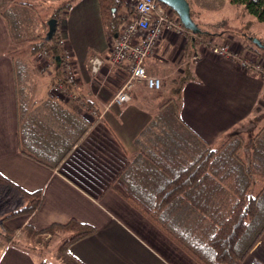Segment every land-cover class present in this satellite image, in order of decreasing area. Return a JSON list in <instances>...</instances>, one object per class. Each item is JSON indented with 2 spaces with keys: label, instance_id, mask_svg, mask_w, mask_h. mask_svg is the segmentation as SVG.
<instances>
[{
  "label": "crops",
  "instance_id": "obj_1",
  "mask_svg": "<svg viewBox=\"0 0 264 264\" xmlns=\"http://www.w3.org/2000/svg\"><path fill=\"white\" fill-rule=\"evenodd\" d=\"M194 1L199 13L202 0ZM223 9H238L242 27H253L252 17L240 7ZM223 33L210 34L225 43L229 37ZM244 34L236 47L231 46L240 60L218 58L203 50L200 60L190 63L188 38L165 33L146 61L149 72L162 79L161 92L135 84L130 102L119 106L110 100L127 70L109 61L110 38L99 0H72L69 10L61 14L60 36L75 79L72 98L51 95L60 80L55 68L44 80L34 82L23 66V90L16 88L14 62L7 54L10 38L0 16V174L28 193L43 195L40 208L11 227L20 245L2 250L0 264H39V258L26 250L21 229L43 231L71 219L96 229L94 235L70 247L82 264H196L126 202L118 193L124 194V188L114 178L143 146L140 135L166 98L162 88L179 77L182 64L190 63L197 82L182 88L176 101L179 115L206 144H217L234 127L264 110V74L242 68V62L261 66L245 52L252 35ZM95 57L103 63L97 74L90 64ZM18 93L22 94L19 109ZM110 184L113 188L107 189ZM20 236L22 241L16 239ZM263 241L264 235L240 264H264Z\"/></svg>",
  "mask_w": 264,
  "mask_h": 264
},
{
  "label": "trees",
  "instance_id": "obj_2",
  "mask_svg": "<svg viewBox=\"0 0 264 264\" xmlns=\"http://www.w3.org/2000/svg\"><path fill=\"white\" fill-rule=\"evenodd\" d=\"M46 1L54 9L49 20L56 21L49 45L43 43V36L34 33L36 8L33 3L0 0V16L10 38L7 54L9 56L14 47L33 42L30 53L36 56L46 53L60 76L57 83L71 92L72 86L66 81L67 57L61 42L60 26L61 14L69 10L72 0ZM229 2L240 7L256 22L264 23V0ZM99 4L106 36L114 38L119 32L121 18L130 15V12L126 13L128 4L125 0H99ZM200 37L215 35L207 33ZM192 38L188 36L187 40L188 43L190 41V49ZM248 38L254 39L252 36ZM190 55L191 50L189 58ZM13 62L16 70L19 61ZM19 64L22 70L24 65ZM261 67L264 74L262 63ZM15 72L16 88L22 91L23 81L19 80L17 70ZM190 82L197 80L188 63L169 87L170 95L175 98L170 97L142 131L143 146L138 140V153L116 174L114 182L124 188V194L118 193L126 202L196 264H240L264 235V110L230 130L217 147L208 145L184 125L179 115L176 101L180 100L184 85ZM21 97L22 94L18 93V109L22 104ZM70 151L63 154L62 160ZM110 188L113 184L107 189ZM42 197L41 191L28 193L0 174V203L10 207L0 220L1 224L20 215L30 217L40 208ZM21 231L28 251L35 250L46 236H51V239L43 243L45 247L55 237L64 236L55 255L60 264H82L70 253V247L96 233L93 226L76 219L66 224H54L43 231L30 227ZM15 234L4 230L0 235V254L5 245L17 244Z\"/></svg>",
  "mask_w": 264,
  "mask_h": 264
},
{
  "label": "built area",
  "instance_id": "obj_3",
  "mask_svg": "<svg viewBox=\"0 0 264 264\" xmlns=\"http://www.w3.org/2000/svg\"><path fill=\"white\" fill-rule=\"evenodd\" d=\"M131 9L129 16L121 18L119 32L114 38H110L109 61L115 66H125L126 79L119 85L111 104L124 105L130 102V92L135 84H144L150 92H158L162 87V79L152 75L146 67V61L154 54L159 40L165 33L174 32L187 37L186 30L181 25L174 12L163 8L157 0H125ZM62 42V39H61ZM63 44V42H62ZM191 55L188 62L196 63L200 60L203 50L209 51L213 56L227 60H240L223 43H213L193 36ZM92 73L97 74L103 63L95 57L90 60ZM242 68L262 73V67L258 64L250 65L242 62ZM181 66H184L182 64ZM66 81L73 86L74 74L69 61L66 62ZM51 95L63 98H72V94L66 90L63 84L56 83L50 90ZM97 117V114L94 113Z\"/></svg>",
  "mask_w": 264,
  "mask_h": 264
},
{
  "label": "rangeland",
  "instance_id": "obj_4",
  "mask_svg": "<svg viewBox=\"0 0 264 264\" xmlns=\"http://www.w3.org/2000/svg\"><path fill=\"white\" fill-rule=\"evenodd\" d=\"M23 1L33 3V5L35 6L36 9H35V18H34V33L35 35H41L44 37L48 30L47 26L45 25V22L49 20V17L52 14L51 12L54 10L53 6H50L48 1L46 0H23ZM186 1L189 3L193 19L196 20L197 22H200V24L204 25L201 26L202 28L199 26L200 30L202 31L206 30L210 33L224 32L223 35L228 36L229 38L227 39V42L223 44L227 45L230 50H232L231 46L236 47V41L238 42L239 39L245 35L244 34L245 32L252 35L254 39L260 42L261 46L255 45L254 43H252V40L248 38L249 42H246L247 48H245L244 50L246 53L249 54V59H254L255 61L264 64V23H258L254 20V18H252L253 27H251V25L248 26V24L245 25V28L242 27L244 25L240 21L241 19L238 18L239 17L237 15V13L239 12L238 9H233L235 13L234 16H233V11L230 10L225 11L223 9L229 5L232 6L229 0H202V5L200 7L202 10H200L199 13L198 10H196L197 7L196 1L194 0H186ZM233 8H238V7L233 6ZM129 12H131V9L128 6V10L126 13ZM236 15H237V19L234 21ZM186 33L187 36L189 35L191 36L189 32L186 31ZM231 38L234 39L235 41L231 40ZM211 39L214 40V42L210 40L213 43L223 42L221 37L215 36V37H211ZM242 40L244 41V38H242ZM32 43L33 42L24 43L17 47H14L11 50L9 57L13 61L15 60L23 63L28 71L29 79L31 81L37 82L40 78L44 80L48 76V73L52 71L54 66L52 65L46 53L44 54L42 53L37 56L32 55L30 53V46ZM248 46H251L252 50L248 49ZM19 62L16 64V70L18 72L17 75L19 77V80L21 81L22 72H21V64H19ZM172 83L173 81L170 79L166 82V84L162 88L163 89L162 92H165L164 95L166 96L164 103L170 99L171 96L170 94H172V92L168 88L172 87ZM245 128L246 125H244V127L242 126L241 130L244 131ZM219 144L220 142L215 144V147H217ZM9 208L10 207L3 205V203H0V220L7 214ZM25 217L26 216L24 215L14 217L12 219L5 221L3 225L1 224L0 221V235H2L4 230L12 229L11 227L13 226V224L16 225L17 223H20L21 221H23L22 218ZM22 238L23 237L20 236V238L18 237L16 239L21 240ZM50 239L51 236H46L41 240L40 243L36 245L35 250L30 252L35 254L39 258L40 262H44L47 264H60V262L57 261V259L55 258V255L58 247L64 241V236L59 235L55 237L49 243L48 247H45L43 243ZM23 241L26 244L27 241L25 239V235ZM15 242L17 244L11 245L13 248H16L18 247V245H20L18 244L17 241ZM7 246L8 244L4 246V249Z\"/></svg>",
  "mask_w": 264,
  "mask_h": 264
},
{
  "label": "water",
  "instance_id": "obj_5",
  "mask_svg": "<svg viewBox=\"0 0 264 264\" xmlns=\"http://www.w3.org/2000/svg\"><path fill=\"white\" fill-rule=\"evenodd\" d=\"M160 4L166 6L170 10H172L178 20L180 21L181 25L189 31L192 35L195 36H206L207 33L200 30L198 25L193 21L190 12L189 3L186 0H157ZM56 28V21L51 19L47 22V33L43 38L44 44H51L54 32ZM252 43L255 45L261 46L260 42L256 39L252 40Z\"/></svg>",
  "mask_w": 264,
  "mask_h": 264
},
{
  "label": "bare ground",
  "instance_id": "obj_6",
  "mask_svg": "<svg viewBox=\"0 0 264 264\" xmlns=\"http://www.w3.org/2000/svg\"><path fill=\"white\" fill-rule=\"evenodd\" d=\"M184 28V27H183ZM186 30V29H185ZM187 31V30H186ZM187 32H189V31H187ZM190 33V32H189ZM193 36H195V35H193ZM186 38H188V36L186 37Z\"/></svg>",
  "mask_w": 264,
  "mask_h": 264
}]
</instances>
